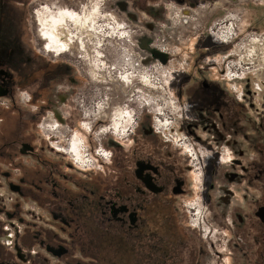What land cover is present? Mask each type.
Wrapping results in <instances>:
<instances>
[{
  "label": "flooded vegetation",
  "instance_id": "af4514ba",
  "mask_svg": "<svg viewBox=\"0 0 264 264\" xmlns=\"http://www.w3.org/2000/svg\"><path fill=\"white\" fill-rule=\"evenodd\" d=\"M98 2L113 8L64 5ZM43 5L63 1L0 0V264H264V121L241 92L212 87L200 109L221 135L171 139L126 86L139 69L111 64L128 23L99 24L89 43L115 56L91 76L37 51Z\"/></svg>",
  "mask_w": 264,
  "mask_h": 264
},
{
  "label": "rangeland",
  "instance_id": "374dc122",
  "mask_svg": "<svg viewBox=\"0 0 264 264\" xmlns=\"http://www.w3.org/2000/svg\"><path fill=\"white\" fill-rule=\"evenodd\" d=\"M62 1L63 6L57 9L43 5L38 8V19L32 18L37 51L50 56L64 55L75 63L76 68L81 69L78 66L80 64L81 70L95 76L94 71L102 70L100 62L108 57L111 59V55L115 56L111 49L114 47L108 45L105 49L104 45V50L100 52L97 49V54L104 53L105 56L99 57L95 53L96 45L89 43L91 39L100 38L102 26L99 24L115 26L128 23L130 31L127 34L131 42L124 43V48L128 47L129 50L117 51L115 58L120 60L112 61L111 64L128 65L130 70L139 69L140 83L137 77L128 74V84L125 81L123 85L142 87L139 103L150 114L154 127L159 116L164 126L167 125L165 121H172L178 127L182 126L189 136L206 138L213 134L221 135L218 123L209 119L207 113L200 112L204 104L208 105L207 102L212 101V87L232 89L235 93L240 88L242 91H238H241L244 98L241 101L245 105L242 107V115L246 116V108H251L253 118L264 121V92L254 95L251 74L233 80L225 73L228 60L233 58L232 55L237 52L241 42L251 37H264V6L259 7L264 0H196L198 2L195 5L175 0H112L113 8L100 7L98 2L86 6L87 8L84 6L78 12L66 7V4H73L75 0ZM184 9L188 11V15L183 14ZM227 12H233L239 17L236 35L229 43L210 33L216 20H221L224 24ZM244 12L246 15H243ZM44 18L47 19V28L42 32L39 19L44 22ZM58 18L63 20L60 27V23H56ZM50 28H54L56 36L52 37ZM137 30L144 32V36H139ZM123 34H126V30H123ZM197 34L198 44L192 51L189 40ZM142 38L158 47L161 52L169 54L165 64L152 57V50L142 49ZM97 41L101 43L100 40ZM132 46L134 49H131ZM227 55L230 56L226 57ZM192 59L193 62L190 61ZM175 72H179V75L174 76ZM254 105L258 110L251 107ZM198 143L200 152H203L205 148L202 143ZM188 148L182 149L184 153L188 152ZM230 150L228 143H225L222 158L227 162L231 159Z\"/></svg>",
  "mask_w": 264,
  "mask_h": 264
},
{
  "label": "built area",
  "instance_id": "2783aa9c",
  "mask_svg": "<svg viewBox=\"0 0 264 264\" xmlns=\"http://www.w3.org/2000/svg\"><path fill=\"white\" fill-rule=\"evenodd\" d=\"M184 15H188L186 9L183 10ZM225 21L220 22L216 20L215 25L211 28V35L215 38L224 41L226 43L231 42L236 35L237 23L239 17L233 12H227L224 17ZM223 19V20H224ZM245 39L240 43L237 52L233 53V58L229 59L225 66V73L230 79L236 80L238 78L247 77L249 73L252 84V92L254 95H258L264 92V37L256 36ZM244 47V48H242ZM230 56V55H229ZM228 55L226 57H229ZM263 65V66H262ZM253 68V69H252ZM262 68V69H261ZM252 69V70H251ZM241 90L237 88V91ZM242 91V90H241ZM238 91V92H241ZM158 127L165 131L167 137L175 139L181 135L180 127L172 121L167 122L164 126V122L156 119Z\"/></svg>",
  "mask_w": 264,
  "mask_h": 264
},
{
  "label": "crops",
  "instance_id": "0c3cea01",
  "mask_svg": "<svg viewBox=\"0 0 264 264\" xmlns=\"http://www.w3.org/2000/svg\"><path fill=\"white\" fill-rule=\"evenodd\" d=\"M176 2H181V3H189V4H192V5H195L198 1L196 0H175ZM258 5V4H257ZM264 6V2L263 3H260L259 4V7H262ZM245 11H247V9H245ZM246 15V13L244 12L243 15ZM244 17V16H243ZM198 37V34L195 36V37H192L193 39L192 40H189L191 42V45H192V51L194 50L195 46L198 44V40L196 39ZM208 49V48H207ZM210 60V59H209ZM191 62H193L194 60H190ZM191 62L189 64H191ZM187 71V70H186ZM178 76L179 75V72H175L174 76Z\"/></svg>",
  "mask_w": 264,
  "mask_h": 264
},
{
  "label": "bare ground",
  "instance_id": "6f19581e",
  "mask_svg": "<svg viewBox=\"0 0 264 264\" xmlns=\"http://www.w3.org/2000/svg\"><path fill=\"white\" fill-rule=\"evenodd\" d=\"M92 15V14H91ZM88 17V16H87ZM93 17V16H92ZM84 19H86V18H84ZM39 20H41L40 22H41V26H42V29H41V31L43 32V30L44 29H46L47 28V26H46V21H47V19H45L44 18V22H43V20L42 19H39ZM56 23H60V25H59V27L61 26V24L63 23V20L62 19H56ZM78 24V23H77ZM79 25V24H78ZM63 27V26H62ZM94 27H92V29H93ZM90 29H91V27H90ZM95 29V28H94ZM93 29V30H94ZM50 30L52 31V33H51V35H52V37L53 36H56V31L54 30V28H50ZM219 38V37H218ZM58 41H59V39H57ZM60 43H61V40L59 41ZM168 121H165V123H167Z\"/></svg>",
  "mask_w": 264,
  "mask_h": 264
},
{
  "label": "water",
  "instance_id": "95a60500",
  "mask_svg": "<svg viewBox=\"0 0 264 264\" xmlns=\"http://www.w3.org/2000/svg\"><path fill=\"white\" fill-rule=\"evenodd\" d=\"M153 53H154V55H155L156 57H159V58H160V61H161L162 63L165 64V63L167 62V60H168L167 53H165V52H161V51H154Z\"/></svg>",
  "mask_w": 264,
  "mask_h": 264
}]
</instances>
